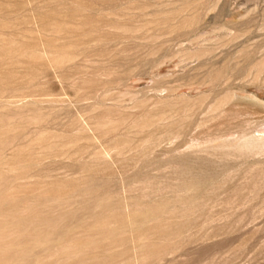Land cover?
I'll list each match as a JSON object with an SVG mask.
<instances>
[{"label": "rangeland", "instance_id": "rangeland-1", "mask_svg": "<svg viewBox=\"0 0 264 264\" xmlns=\"http://www.w3.org/2000/svg\"><path fill=\"white\" fill-rule=\"evenodd\" d=\"M0 264H264V0H0Z\"/></svg>", "mask_w": 264, "mask_h": 264}]
</instances>
